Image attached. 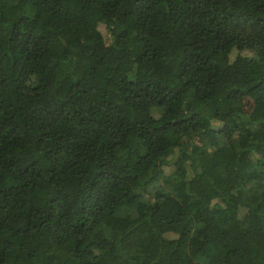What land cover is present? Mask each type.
<instances>
[{
  "label": "trees",
  "instance_id": "1",
  "mask_svg": "<svg viewBox=\"0 0 264 264\" xmlns=\"http://www.w3.org/2000/svg\"><path fill=\"white\" fill-rule=\"evenodd\" d=\"M0 264H264V0H0Z\"/></svg>",
  "mask_w": 264,
  "mask_h": 264
},
{
  "label": "rangeland",
  "instance_id": "2",
  "mask_svg": "<svg viewBox=\"0 0 264 264\" xmlns=\"http://www.w3.org/2000/svg\"><path fill=\"white\" fill-rule=\"evenodd\" d=\"M102 33H103V34L105 33V30H103V28H102ZM155 114H156V113H155ZM219 141L222 142V141H224V139H223V138H220Z\"/></svg>",
  "mask_w": 264,
  "mask_h": 264
}]
</instances>
